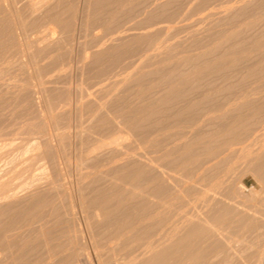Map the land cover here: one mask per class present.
Wrapping results in <instances>:
<instances>
[{"label":"bare ground","instance_id":"obj_1","mask_svg":"<svg viewBox=\"0 0 264 264\" xmlns=\"http://www.w3.org/2000/svg\"><path fill=\"white\" fill-rule=\"evenodd\" d=\"M171 1L0 0V118L28 124L17 144L0 136V264H245L247 249L264 264V191L245 197L239 178L224 179L242 164L264 185V136L224 156L263 123V78L220 101L263 77L264 0H239L155 47ZM76 45L78 92L59 76L48 88L47 67L63 69ZM137 53L121 80L87 87ZM241 61L224 77L239 82L209 81ZM14 68L29 76L10 88Z\"/></svg>","mask_w":264,"mask_h":264},{"label":"rangeland","instance_id":"obj_2","mask_svg":"<svg viewBox=\"0 0 264 264\" xmlns=\"http://www.w3.org/2000/svg\"><path fill=\"white\" fill-rule=\"evenodd\" d=\"M161 1H164V0H161ZM237 1H239V0H209V1H207V4L205 5V6H203V5H199V6H201V7H199V6H197L198 4H200L201 2H202V0H175V1H171V5L169 6V9L170 10H168L167 11V13H165V16L163 17V16H161L160 18H159V21H160V23H157V22H159L158 20L157 21H154L153 23H155V25H156V23H157V25L156 26H154V27H161L160 25H162V29H163V31H162V35H160V37L157 39V41H156V46L155 47H159V46H163V44L165 43V45L166 44H168V45H172V43H175L176 41H178V40H181V39H184V38H186V37H190V35L191 34H193V32H195L196 30L198 31V30H203V29H205V28H207V26H208V24H207V22L209 23L210 21V18H214V17H218L219 15H223V13L225 12V10L226 9H228L232 4L234 5ZM199 2V3H198ZM174 5H173V4ZM181 3V4H180ZM196 3H198V4H196ZM180 5V6H179ZM182 5V6H181ZM140 7V6H139ZM138 7V8H139ZM151 8H152V6H151ZM181 8V9H180ZM149 10H150V6H149ZM140 8H139V13H140ZM138 13V12H137ZM138 13V14H139ZM137 14V15H138ZM167 14V15H166ZM136 14H135V17L133 18V19H137V18H139L138 16H137ZM164 15V14H163ZM212 15H214V17L212 16ZM141 16V15H140ZM177 16V17H176ZM208 16L210 17V18H208ZM144 17V16H143ZM142 18V17H141ZM240 18H242V17H240ZM156 19H157V17H156ZM155 19V20H156ZM238 19V18H237ZM236 19V20H237ZM139 20V19H138ZM142 20V19H141ZM141 20H139V21H141ZM171 20V21H170ZM247 20H249V19H246V21ZM134 21V20H133ZM137 21V20H136ZM166 21V22H165ZM132 23V22H131ZM138 23V21L136 22V24ZM152 23V24H153ZM165 23V24H164ZM133 24H135V21H134V23ZM135 24V25H136ZM207 24V25H206ZM154 25V24H153ZM163 25H165L164 26V28H163ZM166 25H168L169 27H166ZM181 25V26H180ZM172 26H175V28L174 27H172ZM177 26V27H176ZM263 26V24L261 23V24H259L258 25V28H260L261 29V27ZM166 27V28H165ZM172 27V28H171ZM177 28V29H176ZM168 29V30H167ZM172 31H170V30ZM164 30H165V32H164ZM176 30V31H175ZM216 30H221V28H218L217 27V29ZM169 31V32H168ZM264 32V31H263ZM263 32H261L260 34H258V35H261ZM168 33V34H167ZM172 33V34H171ZM259 33V32H258ZM170 34V35H169ZM242 34V33H241ZM245 34H247V33H245ZM253 34H255V33H253ZM253 34H251V36H253ZM257 34V33H256ZM34 35V34H33ZM249 35H250V33H249ZM257 35V36H258ZM35 36V35H34ZM246 36V35H245ZM244 33H243V35H242V37L243 38H241V37H237L238 39H237V41H241L242 39L244 40ZM241 38V39H240ZM245 39H247L248 40V36H247V38H245ZM165 42H164V41ZM175 41V42H174ZM81 42L83 43L84 42V40H81ZM160 44H159V43ZM157 44H159V46H157ZM162 44V45H161ZM82 47V46H81ZM154 47V48H155ZM75 53H74V55H73V57H71V62H69L68 63V60H65L64 58H62V61H67L66 63H65V61H64V63L66 64V65H64V68L63 69H61V70H59L58 68H62L61 67V65H60V67L58 66V65H56V66H58L57 68H55L54 70L52 69L51 71H50V69L52 68V67H47V66H45V64H41V66L43 65V66H45V67H47V70H48V72H45V74H43V75H45L44 76V82L47 80L49 83H54L55 81L54 80H56L57 79V81L56 82H59L58 81V79L61 77V79H59L60 80V83L61 84H63V82H64V84H66V85H63V87L65 86V87H67L68 89L67 90H69V89H71L72 91H77L78 92V89H79V84L81 83L80 82V79H81V76H79V75H81V70H82V68L81 67H83V58L82 57H80V55L81 54H79L80 52L79 51H81V50H79V48L80 47H78L77 45L75 46ZM78 49V50H77ZM81 49H83V48H81ZM154 50V49H153ZM152 50V51H153ZM149 53V52H148ZM148 53H146V54H148ZM76 54V55H75ZM138 54H139V56H138ZM141 53H137V55H134V56H132V57H134V58H129V59H125L124 61H121L120 62V64H118L117 66H115L114 68H115V70H114V68L112 69V73L113 74H111V71H110V73H109V75H106L105 77H103V79H104V81H103V79H102V81L101 80H97V81H95V82H97L96 84H92L91 85V82H90V85L88 84V86L87 87H93V88H95L96 86V88H95V90H97L99 87H101V89H102V86H105L106 85V83L108 84V85H111V84H109V82H112V84H113V82H116L117 80H121V78H123V77H125V75H128L127 74V72L128 73H130V72H132L136 67H135V65L137 66L138 64H139V62H140V59H144L145 57H144V55H145V53H143V54H141ZM143 56V57H142ZM140 58V59H137V58ZM65 58H67V57H65ZM69 58V57H68ZM82 58V59H81ZM64 59V60H63ZM81 60H82V62H81ZM128 60V61H127ZM49 60H47V61H44V63H46V62H48ZM69 61H70V59H69ZM86 61V60H85ZM85 61H84V63H85ZM130 61V62H129ZM132 61V62H131ZM142 61V60H141ZM244 61V60H243ZM243 61H241V63H238V65L235 67V69L234 68H229V72H228V69L225 71V69H223V70H217L216 72H213V74H210L209 76H211V77H209V81H213V82H215L216 80V82L215 83H213V84H217V85H220V86H222L221 84L223 83V85H226V83L227 82H235V83H237V81L239 82V80H240V78L239 79H235L236 78V76H235V78H234V76H232V78H234V79H232V78H230V79H224V77L226 78L228 75L230 76V75H232V74H234V72H236L237 70H243L244 68L243 67H245V63H247L248 64V62H247V60H245L246 62H243ZM51 63L53 62V61H50ZM134 62V63H133ZM242 62L245 64V65H243L242 64ZM41 63V62H40ZM39 63V64H40ZM43 63V62H42ZM51 63H46L47 65H51ZM56 62H53L52 64H55ZM68 63V64H67ZM127 63V64H126ZM133 63V64H132ZM59 64H62V63H59ZM135 64V65H134ZM240 64V65H239ZM241 64H242V66H241ZM129 65H131V66H129ZM134 65V67H133V70H132V66ZM263 65L264 64H262L261 66L263 67ZM43 66H42V68H43ZM66 66V67H65ZM242 67L243 69H240L239 67ZM131 69H130V68ZM261 67V68H262ZM54 68V67H53ZM129 68V69H128ZM264 68V67H263ZM32 69V68H31ZM30 69V70H31ZM45 69V68H44ZM43 69V70H44ZM231 69H234V70H231ZM46 70V69H45ZM63 70V71H62ZM66 70V71H65ZM114 70V71H113ZM50 71V72H49ZM59 71H61L62 72V74H60V72L58 73ZM127 71V72H126ZM12 72V73H11ZM10 73H9V75L7 76V77H5V79H7L8 80V82H7V80H6V82L8 83V84H10V88H12L13 87V85H15V81H17V82H21V80H22V82L24 81H26V79L28 78V76H29V74H27V72L26 71H24L23 72V70L21 71L20 69H15L14 68V71H13V69H12V71H11ZM33 72V69L31 70V73ZM77 72V73H76ZM233 72V73H232ZM29 73H30V71H29ZM216 73V74H215ZM229 73V74H228ZM230 73H232V74H230ZM236 73H238V71L236 72ZM57 74H60V75H57ZM220 74H221V76H220ZM228 74V75H227ZM26 75H28L27 77H26ZM56 75V76H55ZM213 75V76H212ZM215 75V76H214ZM219 75V76H218ZM224 75V76H223ZM49 76V77H48ZM54 76V77H53ZM57 76H59V78H56ZM107 76H108V78H107ZM113 76V77H112ZM217 76V77H216ZM229 76L227 77V78H229ZM260 75H258V77H259ZM261 76H263V77H261ZM260 77L261 78H258V79H256L257 78V76H254V77H251V78H249V81H247L248 79H245L244 81H242V80H240L241 82H239V83H237V84H240V83H244V85H246V83L247 84H250V82H251V84H253L254 82L256 83H258V81L260 82V81H262V78H263V82H260V83H258L259 85H261L262 83L264 84V74H262ZM52 77V78H51ZM213 77V78H212ZM215 77L216 78H218V79H215ZM219 77H220V80H219ZM25 79V80H24ZM106 79V80H105ZM117 79V80H116ZM212 79V80H211ZM215 79V80H214ZM261 79V80H260ZM50 80V81H49ZM63 80V81H62ZM112 80V81H111ZM116 80V81H115ZM219 80V81H218ZM224 80V81H223ZM47 81L45 82V84H47ZM51 81H54V82H51ZM67 81V82H66ZM74 82V83H72V82ZM102 83H101V82ZM222 81V82H221ZM66 82V83H65ZM70 82V83H69ZM94 82V81H93ZM246 82V83H245ZM249 82V83H248ZM14 83V84H13ZM47 84V86L48 85H50V84ZM59 83V86H61L62 87V85ZM77 83H78V86H77ZM211 84V83H210ZM257 84V85H258ZM55 85H58V83H56ZM108 85H106V86H108ZM244 85H241V86H243L244 87ZM256 85V86H257ZM259 85L257 86V87H259ZM46 85H45V87H47ZM53 86L54 85H50V88L52 87L53 88ZM77 87H78V89H77ZM91 87V89L94 91V89ZM242 87V88H243ZM253 87H255V86H250L249 87V85L247 86L246 85V87H244V89L242 90L241 89V87H239V89H235V90H233V91H236V92H232L231 90H229V92L227 91H224L223 93H222V96H224L225 94H226V96H224V97H221L220 98V101H222L223 102V104H226L227 102H229V100H228V98H230V101H234V100H236L237 99V97H236V99H235V96H236V93H238L237 91H239V92H241L242 93V91H246L247 89L250 91V89L252 88L253 89ZM48 88H49V86H48ZM209 88V87H208ZM77 89V90H76ZM100 89V88H99ZM240 89H241V91H240ZM256 89V87L254 88V90ZM247 90V91H248ZM253 90V91H254ZM231 91V92H230ZM252 91V90H251ZM243 92V93H244ZM232 93V94H231ZM242 93V94H243ZM233 94H235V95H233ZM238 94H240V93H238ZM221 95V94H220ZM241 95V94H240ZM239 95V96H240ZM230 96H232V97H230ZM234 96V97H233ZM226 97H228V98H226ZM225 98V99H224ZM223 99V100H222ZM228 100V101H227ZM218 103H219V101H218ZM70 104H73L72 106L70 105ZM70 104H68V105H70L71 106V108H70V106L69 107H66V109L68 108V109H72V108H74L76 105V103L73 101V102H70ZM220 104H222V103H220ZM5 117H8V120L10 119V118H12V117H10L9 118V115L7 114V116L5 115V116H2L0 119H2V121L0 122V124H4V125H0V126H4L3 128H5L6 130V132L5 131H3L4 129H2L1 127H0V129H2V131H3V133L1 132V137L3 138V139H5L6 140V142H12V140H13V143H19L18 142V140L17 141H15L17 138L19 139L20 138V141H21V138H23V136H24V134H22V133H20V132H26V131H23V130H26L27 128H28V124L27 123H24L23 121H24V119H19L20 117H16L15 116V118L17 119V121H16V119L15 118H12V120H10V122L9 121H7V119L5 118ZM3 119H4V122H3ZM5 119H6V121H5ZM15 120V121H14ZM23 120V121H22ZM21 123H20V122ZM23 122V123H22ZM26 122V121H25ZM8 123V124H7ZM11 123V124H10ZM5 124H7V125H9L8 127H10V128H7V126L5 125ZM26 124H27V126H26ZM10 125H12V126H10ZM12 127V128H11ZM255 127V126H254ZM10 129H15L14 130V132L13 131H11ZM70 130H72V132H75V128L73 129H70ZM11 131V132H10ZM253 131H254V133L250 136V138L249 139H247L246 141H244V142H241V143H238V144H234V145H232L229 149H228V151L225 153V155L224 156H228V154H229V152L231 151V150H242V149H246V148H250V149H254L255 150V148H257V146H258V143H260L261 142V140H262V136H264V121H263V123H260V124H258V126L257 127H255L254 129H253ZM16 132V134H14ZM20 134H19V133ZM10 133V134H9ZM3 134H7V136H5V135H3ZM19 134V137L17 136ZM23 136H22V135ZM12 135H13V137H12ZM20 135H21V137H20ZM0 137V138H1ZM12 137V138H11ZM260 137H262V138H260ZM1 138V140H3ZM25 138V137H24ZM11 141H10V140ZM15 139V140H14ZM261 139V140H260ZM0 140V142H3V141H5V140H3V141H1ZM23 140V139H22ZM260 141V142H259ZM243 165L242 164H238L236 167H237V170L236 171H234V172H229L228 174H226L225 175V180L227 181V182H232V181H235L237 178H239V183H240V185L244 188L243 190H242V193H243V195H245V197H247V196H252L253 194H257V193H259V192H263L264 191V185L262 184V183H259L258 181H256L257 179H256V177L254 176V174H252V172L250 173V172H248V171H245V169H243V167H242ZM67 172V171H66ZM71 172V173H70ZM67 173H69L68 175H69V178L70 177H72L73 178V180H75V171H72V170H70V171H68ZM70 174H71V176H70ZM74 174V175H73ZM175 174H177V175H179V172H177V173H175ZM242 179V180H241ZM237 181H238V179H237ZM260 193V194H261ZM235 200H239V199H235ZM233 201V202H238V201ZM240 202V201H239ZM259 207H261V208H264V206H262V205H260ZM260 208V209H261ZM253 209H255V207H252L251 208V210H249V212L250 213H253ZM248 238V237H247ZM249 239V238H248ZM239 245V244H238ZM239 246H241V247H243L242 245H239ZM237 247V246H236ZM240 247V248H241ZM254 252V250L253 249H247L246 251L244 250V252H243V256H244V262H245V264H253L254 263V259H253V253ZM236 262H238V260H236V261H233V264L234 263H236ZM96 262H94V264H95Z\"/></svg>","mask_w":264,"mask_h":264}]
</instances>
